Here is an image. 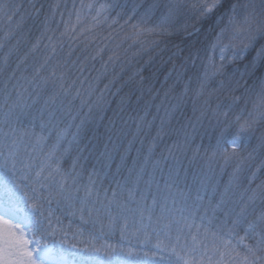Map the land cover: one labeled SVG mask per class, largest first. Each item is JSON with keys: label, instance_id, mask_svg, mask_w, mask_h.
Returning a JSON list of instances; mask_svg holds the SVG:
<instances>
[{"label": "snow or ice", "instance_id": "6c2138e0", "mask_svg": "<svg viewBox=\"0 0 264 264\" xmlns=\"http://www.w3.org/2000/svg\"><path fill=\"white\" fill-rule=\"evenodd\" d=\"M143 3L144 0H139L125 10L126 5L97 4L95 0L87 3L80 0L77 6L73 0L72 10L67 12L65 19L64 12L59 11L60 0H56L50 5L52 14L43 21L40 35L18 59L15 69L0 87V264H264V180L252 187L259 179L258 173L264 172V76L251 84L245 80L264 66V0L259 7L255 0L230 5L228 13L220 17L224 21L226 16V22L215 33L204 70L197 77L196 98L210 88L209 97L213 93L227 92L231 98L230 103L221 101L215 108L210 99L205 100V110L198 117V120L207 119L214 130L221 129L215 145L210 146V151L205 150L208 165L211 168L222 161L220 167L223 170L235 164L233 179L220 194L219 201L212 205L209 200L210 209L205 208L202 215L200 192L207 193V187L201 184L194 201L189 204V197L184 196L178 207L169 183L171 170L166 178L162 167L169 158L178 161L176 152L182 151L195 139L194 136H186L184 145L174 143L167 150V156L162 154L160 159L152 161V170L148 172L147 165L157 142L163 139L161 129L153 138L139 170L129 169L123 182L117 180L114 187L101 192L97 187L98 180L101 185L103 183L100 174L93 168L85 182L80 163L84 149L80 147L79 135L85 121L76 125L74 133L70 132L71 123L66 128H58L65 115L71 116L73 121L76 119L71 115L76 100H81V109L85 106L86 101L81 99L85 85L90 101L101 77L107 75L108 64L115 65L120 59L119 52L111 50L108 60L103 63L105 72L93 83L84 76L82 63L70 64L67 59H59L65 47L68 57L81 45L82 50H87L96 43L98 28L107 24L111 29L123 17L126 19L120 27L128 25L131 29L125 40H131L133 45L141 48L146 44L158 47L157 37L171 36L179 31L175 28V20L184 12L191 11L197 18H207L224 6V0H152L142 13H138ZM117 7L121 11L109 23L110 14ZM64 8L67 9V3ZM17 12L18 6L0 0V23L6 22L10 26ZM58 12L60 21L56 22ZM23 22L21 17L15 22V28L19 29ZM184 30L187 31V25ZM14 36L15 31L9 27L0 38V53H3L0 77L8 70L10 58L19 51L20 42L17 41L4 52ZM116 47L118 49L120 45ZM107 49V44L97 46L95 54L85 59L102 60ZM41 50L42 59H37L35 54ZM249 52L255 55L240 72L239 79L223 78L225 62H239ZM29 56L33 57L30 74ZM188 60L195 65V57L191 54ZM21 65L25 67L17 75ZM218 77L221 79L213 87ZM12 81L15 83L9 88ZM109 83L114 84L115 78ZM108 88L105 84L96 101L88 104L89 113L93 107L102 110L104 92ZM240 88L243 92L235 95ZM187 92L186 85L183 95ZM241 101L243 107L237 112ZM143 119L141 117L140 122ZM232 128L235 132H231ZM139 131L140 123H137ZM53 132L55 139L49 145ZM245 141L251 147L246 156L242 154L246 150ZM252 141L256 143L252 145ZM73 146L78 153L75 157L71 155ZM200 151L197 146L194 158ZM104 155H108L107 145ZM68 160L71 163L65 169ZM257 160L259 162L255 163ZM244 166L255 167V170L248 177L245 193L229 207L227 193ZM157 172L161 173L164 190L171 196V207L167 203L169 197H164L159 214L154 218L157 199L152 193L153 185L156 194L161 191ZM129 181L131 187H128ZM142 181L145 184L143 192L140 190ZM215 194L213 188L212 195ZM121 196L125 198L120 199ZM58 212L78 219V226L72 229L71 223L64 225ZM117 234L119 240L111 242L110 238Z\"/></svg>", "mask_w": 264, "mask_h": 264}, {"label": "trees", "instance_id": "16d2710c", "mask_svg": "<svg viewBox=\"0 0 264 264\" xmlns=\"http://www.w3.org/2000/svg\"><path fill=\"white\" fill-rule=\"evenodd\" d=\"M3 2L18 6L17 15L13 17V23L10 26L6 22L0 23V38L9 30V27L15 31L14 38L8 42V47L4 49V52L15 46L17 41L20 43L18 53L10 58L8 70L3 77H0V87H3L4 81L15 69L18 59L24 56L31 44L40 35L43 30V21L46 17H51L50 5L56 3V0H3ZM72 2L73 0H60L61 8L59 11L64 12L65 19H67V12L72 10ZM79 2L80 0H76L77 6H79ZM87 2L88 0H85V3ZM95 2L97 4L126 5L125 10H127L131 8L134 2L139 3V0H95ZM151 2L152 0H144L138 9V13H142ZM189 2H193V0H189ZM247 2L248 0H224V6L207 18H197L195 13L191 11L184 12L175 20V28L179 31L171 36L157 37L156 39L160 41L158 47L146 44L141 48L139 45H133L131 40H125L124 37L130 33L131 29L128 25L123 28L120 25L124 24L126 17L121 18L119 24L113 25L111 29L108 28L107 24L98 28L96 43L87 50H82L83 45H81L71 57H68V49L65 47L64 51L59 54V59H67L70 64L71 62H76L77 65L82 63L85 68L84 76L93 83L98 75L105 72L103 63L108 60L111 50H116L120 54V59L115 65L108 64L107 75L101 77L99 87L93 92L90 101L86 95L88 88L85 85L81 96V99L86 101L85 106L81 109V100H76L71 107V115L75 116L76 119L73 121L71 116L65 115L58 124V128L63 129L71 123L70 132L74 133L76 125L80 124L81 120L85 121L79 135L80 147L84 149L80 163L84 168L85 182L87 174L93 168L100 174V179L103 181L102 185L100 180L97 182V187L100 188L101 192L110 186L114 187L117 180L123 182L129 174V169L139 170L148 155V148L153 138L162 129L163 139L157 142L147 165V171L151 172L152 161L160 159L162 154L167 156V150L174 143L184 145L186 136H194L195 139L191 140L182 151L176 152L178 161L169 158L166 163L162 164L163 175L167 178L171 170L169 183L172 184L171 193L175 197L178 207L184 196L189 197L188 202L191 204L201 184L205 185L208 190L207 193L200 192L203 197L201 215L205 208L210 209L209 200H211L212 205L219 201L220 194L228 187L229 180L233 179L235 164L233 163L222 170L220 165L223 162L219 161L213 164L211 168L209 167L205 150L210 151V146L215 145L216 137L221 129L217 127L214 130L213 125L207 119L198 120V117L205 110V100L210 99L211 106L215 108L216 104L221 101L230 103L231 98L228 97L227 92L223 94L213 93L209 97L211 88L206 90L203 96L196 98V91L199 87L197 77L204 70L203 65L210 55L209 49L215 33L226 22V16L224 21H221L220 17L228 13L231 4ZM260 2L261 0H255L258 7ZM65 3H67V9L64 8ZM41 5H43L42 8ZM120 11L121 8L119 7L112 11L109 23L111 18ZM156 15H159V12ZM21 17H23L24 22L19 29H16L15 22L19 21ZM55 21H60L59 12L55 16ZM134 22L131 21L130 23ZM185 25H187V31L184 30ZM52 27H55V23H52ZM60 30H62V26ZM109 33H111L110 37ZM106 37L107 39H105ZM105 44L108 45V49L104 52L102 60L97 59L93 62L91 59H85L95 54L97 46L103 47ZM118 44L120 47L117 49ZM177 52L179 55H174ZM190 54L195 57V65L188 60ZM2 55L3 53H0V56ZM254 55V52H249L241 62L226 65L225 77L223 78L234 77L239 79L240 72L244 70L245 65ZM42 56V50L35 54L37 59H42ZM217 63H219L218 59ZM32 64L33 57L29 56L27 62L29 74ZM24 67L21 65L17 75H20ZM73 71L75 72V69ZM75 74L78 75L79 73L76 72ZM261 76H264V66H260L251 78L246 76L245 80L251 84L253 80ZM114 78L115 83L110 84L109 82ZM220 79L221 77L216 79L213 87L218 85ZM13 83L15 81L9 83V88L12 87ZM243 83L244 81L241 80V84ZM105 84H108L109 88L104 92L102 110L93 107L92 112L89 113L88 104L96 101ZM186 85L188 92L183 95ZM241 92H243V88H240L235 95H240ZM241 107H243V101L237 106L236 111L239 112ZM248 109H251V104L248 105ZM141 117L144 118L142 122H140ZM25 123L27 124V120ZM137 123H140L139 133L137 132ZM149 124H151L150 127ZM37 131H39L38 128ZM231 132H235V128H232ZM54 139L55 132H53L49 145ZM142 141L143 143H141ZM243 143H245L246 150L242 154L246 156L251 147L248 141ZM255 143L252 141V145ZM105 145H107L108 155H104ZM197 146L200 147L201 151L194 158V150ZM77 154L75 146H73L72 157ZM121 157H125V159L122 160ZM258 162L259 160L255 163ZM70 163L71 160L65 162V169L69 167ZM118 168L119 172H117ZM254 170L255 167L250 169L244 166L238 173V179L227 193L229 207L232 206V202L239 201L241 194L245 193V189L248 187V177ZM258 176L259 179L252 185L253 188L261 180H264V172L258 173ZM134 177L135 171L133 172ZM156 179L160 182L161 191L156 194V186L153 185L152 193L156 195L157 199L154 218L155 215L159 214L164 197H169L167 203L171 207V196L164 190V182L161 180L160 172L156 173ZM131 186V181H129L128 187ZM213 188L216 189L215 195H212ZM140 190L141 192L145 190L143 181L140 184ZM124 198L123 196L120 197V199ZM148 203L151 204V197H149ZM259 207L258 205V210ZM57 215H60L64 225L67 226L71 223L72 229H75L79 224L78 219L72 218L67 213L58 212ZM217 215L220 219L223 218L221 214L218 213ZM110 239L111 242L115 243L119 240V235L117 234Z\"/></svg>", "mask_w": 264, "mask_h": 264}, {"label": "rangeland", "instance_id": "374dc122", "mask_svg": "<svg viewBox=\"0 0 264 264\" xmlns=\"http://www.w3.org/2000/svg\"><path fill=\"white\" fill-rule=\"evenodd\" d=\"M241 61H242V60H241ZM241 61H240V62H241ZM228 64H234V63H228V62L226 61V65H228Z\"/></svg>", "mask_w": 264, "mask_h": 264}]
</instances>
